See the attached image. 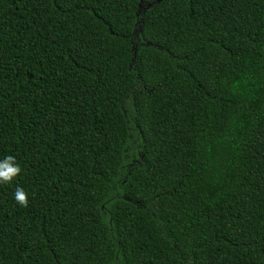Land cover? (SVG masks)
Returning <instances> with one entry per match:
<instances>
[{"label":"trees","instance_id":"obj_1","mask_svg":"<svg viewBox=\"0 0 264 264\" xmlns=\"http://www.w3.org/2000/svg\"><path fill=\"white\" fill-rule=\"evenodd\" d=\"M7 156L0 264H264V0H0Z\"/></svg>","mask_w":264,"mask_h":264},{"label":"clouds","instance_id":"obj_2","mask_svg":"<svg viewBox=\"0 0 264 264\" xmlns=\"http://www.w3.org/2000/svg\"><path fill=\"white\" fill-rule=\"evenodd\" d=\"M23 170L17 163L15 157L7 156L0 162V183L10 184ZM16 202L22 207H28V195L23 188L18 187L14 193Z\"/></svg>","mask_w":264,"mask_h":264}]
</instances>
